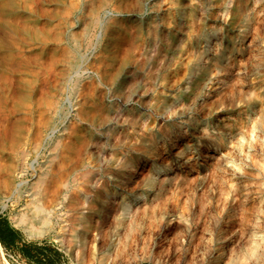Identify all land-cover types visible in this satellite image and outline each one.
<instances>
[{"label":"rangeland","instance_id":"374dc122","mask_svg":"<svg viewBox=\"0 0 264 264\" xmlns=\"http://www.w3.org/2000/svg\"><path fill=\"white\" fill-rule=\"evenodd\" d=\"M151 1L0 0V231L3 236V242L0 240V264H187V262L188 264H214L207 248L208 242L205 240L210 239L208 233L218 234L217 227H222V223L216 221L222 209L219 207L212 209L213 212L212 210L207 212L204 216V224H201L195 234L191 235L189 230L193 228L189 220L192 221L193 216L189 213L193 206L188 207L184 201L180 202L190 193L189 186L183 189L186 190L183 192L181 190V192L170 193L168 190L160 194L163 199L164 194L169 193L163 200L173 216L179 214L174 218L180 219V224H173L174 228H172L173 225L157 227L153 231L154 234L148 237L149 220L144 217L140 220L134 237L128 239L129 243L125 245L124 251H112L111 245L98 249L90 244L84 261L77 256L76 243L72 241L69 233L61 229L62 223L57 219L58 216L56 217L58 213L59 216L72 218L75 212L78 214L87 212L86 203L83 202L89 196L82 195L79 185L76 189L66 190L67 192L61 190L63 180L61 178L65 176L67 168L78 160V157L83 158L90 166L93 163L95 167L101 164L102 167H100L103 170L114 163L112 167H117L122 158L124 161L122 168L127 169V157L138 153L133 144L146 143V139L141 135L134 136L135 138L129 136L133 117L137 119L136 117L140 115H149L147 125H144L143 129L151 132L161 123L158 115H166L162 109L163 104L167 102L166 104L173 109L177 107L175 104L178 105L166 95L171 91L176 80L184 74L187 65H190L195 58L193 13L191 10L187 12L183 27L185 31L179 39V46L170 51L168 58H165L161 37L152 38L147 29V15L152 12ZM158 1L160 6L155 9L157 15L155 24L162 27L163 23L168 25L167 21L169 22L172 17L171 11L167 10L170 1ZM184 1L188 2V0ZM189 1L188 3L195 2V0ZM201 1L206 2V0ZM232 2L233 0L229 3L230 8L233 7ZM262 4L264 6V0ZM155 5L157 7V4ZM251 33L247 34L251 36ZM263 35L264 31L259 38L252 39L247 48L250 60L253 62L263 52ZM152 44L153 49L150 46ZM147 52L154 55L151 60ZM142 54L146 56L143 57ZM139 58L142 59L139 60ZM161 62L165 63L164 66ZM132 63L137 64V72L135 76L130 77L131 83L124 85L122 90L124 96L119 95L113 91L111 83L121 65ZM148 80L154 83L150 87L147 86ZM146 88L149 89L146 91ZM253 90L256 100L260 105L263 104L261 106L264 108V81L262 86L258 84ZM241 104L238 101L233 108L222 111L218 109L213 112L212 115H219L214 116V121L222 120L230 127H235L237 123L238 126L245 115V108ZM167 115L171 114L167 112ZM182 115H185L183 120L188 121L190 119L188 116L193 115V111L186 109ZM125 119L130 123H126ZM91 120H94L95 125L94 137L91 141L97 142L90 148L87 146L89 145L88 128L85 123ZM188 122L192 124L190 120ZM204 125L207 126L208 123ZM49 134L58 135L60 142L58 141L53 155L57 159L52 157L46 165L44 161L47 153L41 150L42 154L36 155L32 146ZM129 139L131 141H128ZM112 142L115 143L110 147ZM188 143L191 144V141ZM171 150L173 153L177 148L172 147ZM57 151L60 153L58 154ZM263 151L264 147L260 145L259 153L264 160ZM20 153H25L27 156L22 157ZM22 158L25 161H22ZM42 164L45 165L43 171L40 167ZM227 164L231 169L240 171L234 161H229ZM248 169L250 172L254 170L251 166ZM41 172L44 175L40 179L43 182H39L38 190V196L41 197H38V200L41 205L46 209L51 208L59 197L61 204L59 207L56 206L58 211L54 213L55 215H50L53 225H47L42 235H35V232L33 234L24 224V217L22 221L20 218L23 213L25 216L31 215L27 190ZM143 188L145 187L141 184L134 188L132 193L123 188H117L112 181L107 182L108 191L115 193V198L120 202L131 194L140 193ZM252 189L255 191L254 182H252ZM104 192L101 190L98 193L96 202L104 200ZM261 192L264 195V187ZM63 193H68L65 199ZM249 203L253 204L252 200L247 203V206L251 208ZM180 204L185 207H181ZM70 205H73L71 209ZM72 208L74 210L79 208L80 211L78 209L73 211ZM217 209H219L218 213ZM108 217L110 216H107V224L106 222L105 224L111 233L110 242L112 243L117 233H122L123 226L119 223L118 215L111 216V219ZM192 240L193 242L195 240V244ZM99 253H102L101 256ZM75 256L77 259L74 258Z\"/></svg>","mask_w":264,"mask_h":264},{"label":"bare ground","instance_id":"6f19581e","mask_svg":"<svg viewBox=\"0 0 264 264\" xmlns=\"http://www.w3.org/2000/svg\"><path fill=\"white\" fill-rule=\"evenodd\" d=\"M167 1L165 0V2ZM169 1L168 4L170 5L167 4V10L171 11L172 17L169 22L167 21L168 25L163 23L162 27L155 24L157 18L155 9L159 8V1L152 0L150 2L152 12L147 15V29L150 31L151 34L149 35L152 38L161 37L164 56L168 58V53L174 50L176 46H179V39L183 31H185L183 27L187 12L191 10L193 13V22L189 21L193 23L195 32L193 36L195 58L190 65H187L184 74L176 80L171 91L166 95L169 96L167 98L172 100L173 103H178V105L175 104L177 107L173 109L172 106L166 104L167 102L164 103L162 109L164 113L166 112V115H158L161 118V123L151 132L147 130L146 132L143 129V126L147 125L149 115H140L136 117L137 119H135V116L133 117L129 136L135 138L134 136L141 135L146 139V143L135 142L133 144L138 153L127 157V169L122 168L124 163L122 158L120 165L117 167H112L114 163L111 167L108 166L109 168L103 170L101 169V164V167H95L96 165L93 163V167L83 158L79 159L78 157V160L76 159L77 161H74L67 168L65 176L61 175L63 177L61 178L63 179L61 190L63 189L62 191L64 192L80 186L82 195L89 196L85 202L81 200L86 203L87 212L85 214L75 212L72 218L59 216L58 213L56 217L58 216L57 219L62 223H60L61 229L65 233H69L72 241L76 243L75 250L80 259L83 260L85 258L90 244H93L98 249L111 245L112 251H124L125 245L127 242L129 243L128 239L132 238V236L134 237L140 220L144 217L149 220V227L147 226L148 237L154 234L153 231L157 227H163L164 225L168 227L175 223L180 224V219L174 218L178 213L173 216L163 200L169 193H165L164 198L162 197L163 199H161L160 194L168 190L170 193L181 192V190L183 192L186 191L183 189L189 186V188L191 187L190 193L186 199L183 198L184 200H180V202L183 203L184 201L188 207L193 206L189 213H192L193 216L192 221L189 220V222H192L193 228L189 230L190 234L192 233L191 235L195 234L201 224H204V216L207 212H211L214 208L220 207L222 209L221 215L216 217L217 223H222V227H217L218 234L208 233L210 239L209 241L205 240V242H208L207 248L209 253H211L214 264H264V205H262L264 204V195L261 192L264 187V160L259 153L260 145L264 147V108L261 106L263 104L260 105L256 100L257 97L255 98L253 90L258 84L262 86V81H264V47L259 57L254 58V62L250 60L249 51L247 52V48L253 41L252 39L259 38L262 31H264V6L262 0H233L232 8H230L229 4L232 0L230 2L229 0H206V2L195 0L194 3H188L190 2L189 0L187 3L184 0ZM155 4H157V7ZM248 32H252L251 36L247 34ZM146 34L148 36V33ZM150 46L153 49L154 45ZM144 55L143 57L146 56ZM147 55H150V60L154 56L151 53L149 54V52H147ZM161 55H163L162 52ZM141 59L139 58V60ZM155 59H157L156 55ZM161 63L164 66L165 63ZM136 72L137 64L135 63L121 65L113 83H111L113 91L123 95L124 85L131 83L132 78L130 77L135 76ZM151 81H147L149 84L147 86L150 87V85L154 84ZM127 86L129 87V85ZM148 89L146 88V91ZM119 100L122 101L123 99ZM238 101L245 108V115L238 126L237 123L235 127H230L222 120L214 121V116L219 115H212L213 112L218 109L222 111L233 108ZM186 109L193 111V115L188 116L190 118L188 121L190 120L192 124L183 120L185 115L182 114ZM167 112L171 115H167ZM91 121L85 123L88 128L89 145L87 146L90 148L94 147L93 143L97 142L91 141L94 137L93 129L95 127L93 124L94 120ZM128 122L130 123V121ZM128 122L126 121V123ZM206 123H208L207 126L204 125ZM51 131L53 132V129ZM58 138V135L49 134L45 139H40L32 146L36 155L42 154L41 150L47 153L45 164L52 157H55L53 155L58 146ZM128 141H131V139ZM189 141H191V144L188 143ZM113 143L115 142H112L110 147ZM172 147L177 148L173 153ZM57 152L58 154L60 153V151ZM20 155L23 157L25 153H20ZM55 158L57 159V157ZM22 161L25 160L22 158ZM229 161H234L240 171L237 172L231 169L227 164ZM250 166L254 168L252 172L248 169ZM40 167L43 171L45 165L42 164ZM42 175L43 173L41 172L39 176H36V180L27 190L29 191L31 215L25 216L23 213L20 218V221H22L21 219L24 217V224L30 228L32 233L35 232V235H42L47 225H53L50 215L57 212L58 208L56 206L59 207L61 204L59 197L58 199L56 198L55 204L53 203L54 205L51 208L46 209L41 205L38 200V190L39 182H43L40 181ZM108 181H112L119 189L123 188L131 192L141 184L145 188L140 193L131 194L120 202L115 198V193L108 191ZM252 182L255 184V191L252 189ZM61 190L59 191L61 192ZM101 190L105 191L104 200L96 202V197ZM252 191H254L253 196H251ZM63 194L65 199L68 193ZM68 196L70 197V195ZM250 200L253 203H249L252 206L251 208L247 206ZM180 205L181 207L183 206V204ZM71 206L73 205H70V209ZM79 208L75 210L78 209L80 211ZM72 210L75 211L73 208ZM217 210L218 213L219 209ZM184 211L186 212V210ZM115 215H118L119 223L123 226V231L121 230L123 234L117 233L111 243V233L106 226V218L110 216L108 218L111 219V216ZM211 215L213 216V213ZM211 215L210 217H212ZM186 216L188 217V215ZM203 229L205 228L203 227ZM200 253L202 252L200 251ZM108 254L110 255V253ZM74 258L77 259L76 256Z\"/></svg>","mask_w":264,"mask_h":264},{"label":"trees","instance_id":"16d2710c","mask_svg":"<svg viewBox=\"0 0 264 264\" xmlns=\"http://www.w3.org/2000/svg\"><path fill=\"white\" fill-rule=\"evenodd\" d=\"M0 240L3 242V236H2L1 231H0Z\"/></svg>","mask_w":264,"mask_h":264}]
</instances>
